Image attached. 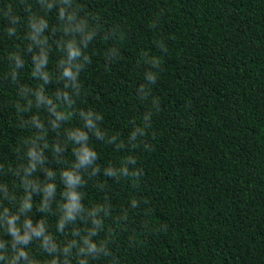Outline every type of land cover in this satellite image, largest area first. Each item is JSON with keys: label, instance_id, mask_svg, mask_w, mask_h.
Returning a JSON list of instances; mask_svg holds the SVG:
<instances>
[{"label": "trees", "instance_id": "1", "mask_svg": "<svg viewBox=\"0 0 264 264\" xmlns=\"http://www.w3.org/2000/svg\"><path fill=\"white\" fill-rule=\"evenodd\" d=\"M0 245V264H264V0H0Z\"/></svg>", "mask_w": 264, "mask_h": 264}, {"label": "clouds", "instance_id": "2", "mask_svg": "<svg viewBox=\"0 0 264 264\" xmlns=\"http://www.w3.org/2000/svg\"><path fill=\"white\" fill-rule=\"evenodd\" d=\"M61 16H63V10L61 11ZM69 19L71 20L72 17L70 16ZM79 55V52L78 51H71L69 52V58L71 59L72 57H75ZM64 75L67 76V77H72V72L68 69L65 70L64 72ZM47 79V77H46ZM58 118L59 119H64V117L60 114H58ZM91 123V122H89ZM99 135V133H98ZM84 138V134L81 133L80 135H78L76 137V139H83ZM78 156H79V166H86L88 163H91V160L95 158V153H88V152H85L83 154H79L78 153ZM110 175H112V173H109ZM64 178H65V182L69 185V187H75V185L81 183V180L79 177H73L71 176L70 174L68 173H65L64 174ZM54 191V186L53 187H50L48 190H47V194L48 195H51V193ZM74 201L78 199L77 196L73 195L71 197ZM24 207H30V205H24ZM76 211H79V208L76 204H72V205H65V216L63 217V219L61 220V223H60V227L63 228V220L66 219V220H72L74 219V212ZM14 220H15V217H12L9 219L8 221V224L10 226V229L12 231V235L14 237V239L18 242H22V243H26L28 242L30 239H31V236L29 235V233L26 231L25 234L23 236L20 235L19 233V229L16 228L14 226ZM94 223H98V221H94ZM26 226L28 228L31 227V222L30 221H27L26 222ZM44 228H43V224L40 225L39 229L38 230H33L35 231V234L37 236H40L41 233L43 232ZM46 241H47V238H45ZM85 243H87L89 245L88 247V251H95L96 250V245L95 244H92L90 243L87 239L85 240ZM0 247H2V245H0ZM67 251V249H66ZM27 257V253L23 250H20L18 251L17 255L13 257L12 261H11V264H16L17 260L19 257ZM0 258H3L2 256H0ZM31 264V262H30Z\"/></svg>", "mask_w": 264, "mask_h": 264}]
</instances>
